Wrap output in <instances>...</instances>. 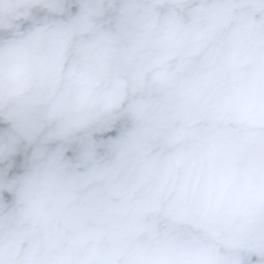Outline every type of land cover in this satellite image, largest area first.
<instances>
[{
	"label": "clouds",
	"instance_id": "clouds-1",
	"mask_svg": "<svg viewBox=\"0 0 264 264\" xmlns=\"http://www.w3.org/2000/svg\"><path fill=\"white\" fill-rule=\"evenodd\" d=\"M0 264H264V0H0Z\"/></svg>",
	"mask_w": 264,
	"mask_h": 264
}]
</instances>
